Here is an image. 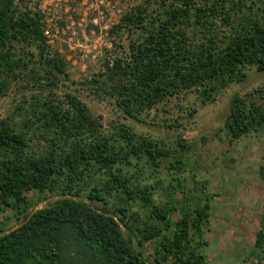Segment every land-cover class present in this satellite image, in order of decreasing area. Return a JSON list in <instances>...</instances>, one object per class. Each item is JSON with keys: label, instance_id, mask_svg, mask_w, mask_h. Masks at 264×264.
I'll return each instance as SVG.
<instances>
[{"label": "trees", "instance_id": "1", "mask_svg": "<svg viewBox=\"0 0 264 264\" xmlns=\"http://www.w3.org/2000/svg\"><path fill=\"white\" fill-rule=\"evenodd\" d=\"M47 19L39 0H0V96L18 82L37 90L18 121L0 120V264H207L210 195L182 175L191 145L105 128L78 95H59L69 74ZM106 33L111 47L80 84L134 120L182 93L211 103L249 68L264 72V0H130ZM263 101L264 85L234 95L226 134L263 128ZM253 246L260 264L264 212Z\"/></svg>", "mask_w": 264, "mask_h": 264}, {"label": "rangeland", "instance_id": "2", "mask_svg": "<svg viewBox=\"0 0 264 264\" xmlns=\"http://www.w3.org/2000/svg\"><path fill=\"white\" fill-rule=\"evenodd\" d=\"M39 1L48 16L49 42L66 61L69 74L68 79L60 81L56 92L61 96L65 92L78 95L101 117L105 128L125 123L172 148L177 137L185 138L191 145V164L182 175L192 188L190 174L194 173L210 195L211 210L205 230L208 244L204 248L207 264L258 263L251 253L264 212V127L232 139L223 124L231 98L263 86L264 72L249 68L243 81L223 89L211 103L202 105L194 92H187L159 104L143 120L127 118L112 98H95L80 83L98 72L104 49L111 47L106 31L130 0ZM36 91L20 87V82L12 85L6 95L0 96V120L18 121L16 106ZM191 109H196L193 116L189 115ZM44 205L42 202L37 208Z\"/></svg>", "mask_w": 264, "mask_h": 264}]
</instances>
